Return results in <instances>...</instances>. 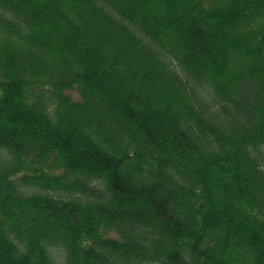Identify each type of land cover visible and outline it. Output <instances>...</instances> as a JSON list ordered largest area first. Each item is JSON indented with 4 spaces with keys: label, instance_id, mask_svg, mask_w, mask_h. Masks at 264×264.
Instances as JSON below:
<instances>
[{
    "label": "trees",
    "instance_id": "obj_1",
    "mask_svg": "<svg viewBox=\"0 0 264 264\" xmlns=\"http://www.w3.org/2000/svg\"><path fill=\"white\" fill-rule=\"evenodd\" d=\"M0 264H264V0H0Z\"/></svg>",
    "mask_w": 264,
    "mask_h": 264
},
{
    "label": "rangeland",
    "instance_id": "obj_2",
    "mask_svg": "<svg viewBox=\"0 0 264 264\" xmlns=\"http://www.w3.org/2000/svg\"><path fill=\"white\" fill-rule=\"evenodd\" d=\"M146 11L149 12V9L146 8ZM100 30H102V29H100ZM66 39H67V40H71V39L69 38L68 35L66 36ZM107 50H110V48L107 47ZM108 69H109V67H107L106 70H108ZM106 70H105V71H106ZM112 91L115 93V88H113ZM146 92H147V89L145 88V89H143V91H141V94L145 95ZM66 93L69 94V95H71V96H72L73 98H75V99H79V95H78V93L76 92L75 89L67 90ZM134 93L137 94L138 92L135 90ZM138 94H139V93H138ZM157 100H158V101L160 100V94H158V93H156L155 97H153V100H151V103L157 105V104L159 103V102H157ZM158 106L161 108V105L158 104ZM79 123H80L79 126L81 127L82 124H83L82 120H80ZM105 150H106L105 152H107V153L109 152V149H105ZM157 194H160V193H157ZM220 202H221V201H220Z\"/></svg>",
    "mask_w": 264,
    "mask_h": 264
}]
</instances>
